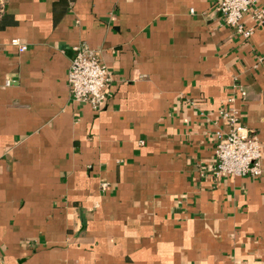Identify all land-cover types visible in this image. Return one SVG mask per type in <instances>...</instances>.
I'll use <instances>...</instances> for the list:
<instances>
[{"label": "crops", "instance_id": "obj_1", "mask_svg": "<svg viewBox=\"0 0 264 264\" xmlns=\"http://www.w3.org/2000/svg\"><path fill=\"white\" fill-rule=\"evenodd\" d=\"M82 42L112 72L99 111L70 95ZM260 57L264 24L244 40L216 0H7L0 264H264ZM235 80L260 177L213 174Z\"/></svg>", "mask_w": 264, "mask_h": 264}, {"label": "built area", "instance_id": "obj_2", "mask_svg": "<svg viewBox=\"0 0 264 264\" xmlns=\"http://www.w3.org/2000/svg\"><path fill=\"white\" fill-rule=\"evenodd\" d=\"M7 0H0V12H3ZM216 9L221 12L223 24L249 40L255 31L264 24V6L257 0H216ZM194 12V10H191ZM246 16L254 21L253 25L246 23ZM20 51L28 46L18 38L11 40ZM75 55L71 60L68 72V84L73 100L80 104L90 105L94 110H102L108 102L107 88L112 79V72L102 61L98 50L86 42L74 46ZM264 63L260 57L256 67ZM9 83V81L7 82ZM233 93L227 97L220 108L223 127L215 134L216 164L213 174L217 178L225 176L260 177L263 174V145L257 136L248 133L242 122L240 103L248 97L246 87L235 80ZM103 188L108 184L103 183Z\"/></svg>", "mask_w": 264, "mask_h": 264}]
</instances>
